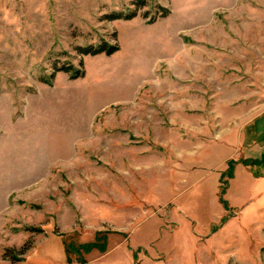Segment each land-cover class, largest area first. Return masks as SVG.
<instances>
[{"label": "rangeland", "instance_id": "374dc122", "mask_svg": "<svg viewBox=\"0 0 264 264\" xmlns=\"http://www.w3.org/2000/svg\"><path fill=\"white\" fill-rule=\"evenodd\" d=\"M133 1L0 0V264L50 233L76 246L105 236L104 251L79 250L86 264H264L251 223L206 242L208 192L187 232L160 199L210 188L209 161L264 109V0ZM102 42L118 50L77 49ZM219 201L223 221L237 215Z\"/></svg>", "mask_w": 264, "mask_h": 264}, {"label": "crops", "instance_id": "0c3cea01", "mask_svg": "<svg viewBox=\"0 0 264 264\" xmlns=\"http://www.w3.org/2000/svg\"><path fill=\"white\" fill-rule=\"evenodd\" d=\"M224 143L226 153L220 155V158H216L213 163L209 161L210 170L205 173L212 172L214 174L208 181L210 188H201V190L197 188V192H190L189 195L185 194L187 188H166V193L165 188H161L162 197L160 199L163 202L162 204L175 201L176 208L184 213V220H177L176 223L179 227L184 228L186 232L191 222L195 226L197 221L185 215L192 214V210L199 209L202 202V191L210 194L214 226L208 230L205 236H208L206 242H209L213 249L221 247V245L216 244V241L227 242L233 236L240 235L242 232L241 225L245 223H251L254 228L252 232L258 233L257 235L262 234L264 237V206H260L264 203V162L260 161L264 156V109L246 120L240 128L239 134L237 136L233 135L231 140L228 139ZM221 147L223 146H219L214 141V148L208 150H219L222 149ZM202 158L205 159V156L203 155ZM230 163L233 164V167L231 175L227 176L224 173L229 169ZM223 176H226L224 182L228 183L225 188L221 186V177ZM142 192V197L149 202L156 198L151 188H144ZM221 193L224 194V198ZM219 198L225 200V208L228 211L231 208L237 209L236 216L232 214L222 223H220V220L222 221L225 218L226 213L221 208L223 206ZM235 221H237L236 227L232 225ZM204 225L205 223H200L199 227L205 228ZM231 226H234L235 230L230 229ZM244 229L245 227H243ZM60 236L59 233H50L43 240H40L38 245L34 246L18 264H67L65 250L67 243L64 244ZM192 237L189 234L188 239ZM92 263L93 261L87 260V264ZM130 263L132 262L130 261Z\"/></svg>", "mask_w": 264, "mask_h": 264}, {"label": "trees", "instance_id": "16d2710c", "mask_svg": "<svg viewBox=\"0 0 264 264\" xmlns=\"http://www.w3.org/2000/svg\"><path fill=\"white\" fill-rule=\"evenodd\" d=\"M132 5H137L142 6L145 5V0H134L132 3ZM158 9L160 10V14L159 16L164 17L167 15L168 10L165 7L159 6ZM135 15L134 11H131L130 13L124 14L122 15L121 13H116V14H112L111 15V19H117V18H121L123 17L124 19H129L131 17H133ZM153 21V18H152ZM80 54L86 55V54H91V55H95L98 53H105L106 55H110L112 53H114L115 51L118 50V45L117 44H109L107 42H102L101 44L97 45L96 47L93 46H85V47H81V48H77ZM64 71L71 73L72 77H78L80 76L82 73L79 70L76 69H72V67L68 66L66 68H63ZM261 162H264V156L262 157V159L260 160ZM253 163H257V162H253ZM233 164L230 163L229 169L226 171L227 176L231 175V170H232ZM224 191V190H223ZM223 202V200H222ZM224 204V202H223ZM224 206H226V203L224 204ZM224 219H222L223 221ZM100 240H102V242H100ZM106 237L105 236H97L96 237V241L93 243H84L81 245L76 246L74 243H67L66 244V256H67V260L68 262H72V260L69 257V252H73L78 256V262L82 263V264H86L85 261H83V259L80 257L79 255V250L82 249L85 252H88L90 249L92 248H96V249H100L101 251L105 250V246H106Z\"/></svg>", "mask_w": 264, "mask_h": 264}]
</instances>
